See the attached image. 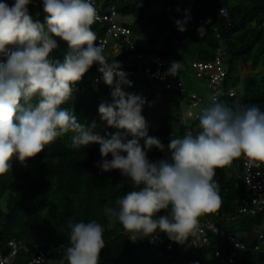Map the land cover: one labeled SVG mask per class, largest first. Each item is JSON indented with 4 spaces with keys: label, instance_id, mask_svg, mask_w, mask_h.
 Returning a JSON list of instances; mask_svg holds the SVG:
<instances>
[{
    "label": "clouds",
    "instance_id": "obj_1",
    "mask_svg": "<svg viewBox=\"0 0 264 264\" xmlns=\"http://www.w3.org/2000/svg\"><path fill=\"white\" fill-rule=\"evenodd\" d=\"M32 3L0 0V176L11 170L13 158L26 164L72 133L73 149L98 143L103 159L96 166L103 172L118 170L132 182L133 190L119 197L116 207L103 209L110 222L118 221L133 242L154 241L163 233L184 243L195 235L199 217L220 205L216 169L241 158L246 168L264 166V109L238 101L228 106L212 94L199 117V130L171 136L165 146L148 134L142 115L147 101L124 91V86H132L127 73L117 60L110 62L103 43L96 42L92 0H42L44 23L30 13ZM176 25L181 32L186 30L184 22L177 20ZM58 41L67 45L62 58L51 56ZM93 66L113 89L111 102L98 106L100 119L118 130L108 138L95 134L94 121L85 125L74 108L63 107ZM181 67V62L173 61L164 75L176 77ZM153 148L167 152L166 158L150 160L148 151ZM162 211L165 214L159 215ZM66 227L67 244L56 264H100L103 226L96 220L68 219ZM16 255L13 248L0 256V264H13ZM33 264L45 262L41 257Z\"/></svg>",
    "mask_w": 264,
    "mask_h": 264
},
{
    "label": "trees",
    "instance_id": "obj_2",
    "mask_svg": "<svg viewBox=\"0 0 264 264\" xmlns=\"http://www.w3.org/2000/svg\"><path fill=\"white\" fill-rule=\"evenodd\" d=\"M34 1L40 3L29 5V11L34 18L44 23L42 0ZM96 1L95 8L98 7L102 12H110V6L115 4L120 13L132 15L133 21L125 24L134 32L155 28L150 46L137 45L132 34L135 51H126L127 42L123 39L109 37L111 43L105 53L110 62L117 60L122 68L134 69L137 74L145 66L137 52L163 55L169 66L173 61L182 63L177 76L169 77L173 84L182 78L183 90L168 89L159 80L146 75L127 76L132 86H124V91L141 95L147 101L144 106L164 100L168 102L169 109H175L173 114L164 115L158 126L147 123L149 136L158 138L167 146L171 136L182 137L192 128L194 133L199 130V121L194 125L183 122L181 105L188 104L191 92H196L202 96L203 105L209 106L210 93L205 81L209 76L197 77L194 61L215 60L219 45L227 47L224 55L226 88L237 89L235 96L224 95L220 102L232 106L238 101L241 104L259 105L264 109V0ZM3 2L11 4L13 0ZM221 7L227 9L228 16L219 11ZM190 14L204 18L196 29L191 27ZM177 20L184 22L185 31L178 29ZM106 28V24L92 25L98 44L99 38L106 35ZM158 36L165 40L163 47H158ZM114 40L120 42L118 53L113 52ZM58 44L59 48L51 53L54 58H62L67 48L63 41H58ZM131 54L134 56L130 57ZM250 57L251 70L243 74V59ZM96 77L101 78L102 74L93 66L77 84L78 90L73 100L63 107L74 108L76 116L85 125L94 121L95 134L108 138L109 134L118 130L108 127L100 119L98 106L102 102H111L113 89L101 79L99 89L95 91L92 80ZM157 87L162 90L158 97L155 95ZM71 135L69 133L58 139L34 158H29L26 164L13 158L11 170L0 176V243L6 248L9 241L16 240L28 247L16 255L13 264L28 263L33 253L37 254L40 250L47 254L45 264L49 260L56 264L64 255L62 247L67 244L68 219L77 222L96 220L103 226L105 248L100 256V264H217L214 257L216 251L227 255L233 250L229 235L254 233L260 228L264 230V213L237 212L240 199L248 192L242 176L238 172L230 174L234 171L235 160L233 166L216 169L214 177L219 185L221 202L214 212L207 214L221 212L220 216L215 217L219 233L210 232L204 244L197 241V235H192L184 243L173 241L170 248L167 243L156 245L144 239L133 242L124 234L118 221L112 223L103 214L106 206L116 207V200L133 190L132 182L118 170L101 171L96 166L103 159L100 145L90 143L80 149H73ZM127 139L132 137L128 136ZM139 142L142 146L145 143L143 139ZM166 156L167 152L156 148L148 151V158L152 161ZM111 158L109 155L108 159ZM164 214L163 211L159 213ZM236 264H264V250L247 249Z\"/></svg>",
    "mask_w": 264,
    "mask_h": 264
},
{
    "label": "built area",
    "instance_id": "obj_3",
    "mask_svg": "<svg viewBox=\"0 0 264 264\" xmlns=\"http://www.w3.org/2000/svg\"><path fill=\"white\" fill-rule=\"evenodd\" d=\"M93 4L96 5V0H92ZM35 5H39V1L33 2ZM223 11L221 12V10ZM221 13L225 16H228V11L226 8L221 7L219 9ZM127 14L120 13L116 5L110 6V12H102L99 8H96V18L94 23L106 24V35L99 38V42L103 43L105 51L110 46V38L114 37L115 39H123L127 42L125 46L126 51H135L136 46L132 41V34L134 30L127 26L125 23L120 20L125 19ZM189 21L191 23V27L193 29L198 28L199 25L204 21L202 17H196L193 14L189 15ZM220 37V34L218 33ZM115 43V45H114ZM120 47V42L117 40L113 42V52L118 53ZM227 47L225 45H219L216 49V58L213 61L203 62L200 60L194 61V66L197 68V77L205 76L206 74L209 76L205 79L208 85V91L210 95L218 94V99L220 101L221 97L224 95L233 96L236 94V91L233 89H227L225 85V79L227 75V70L224 65L225 59V51ZM134 56L131 54L130 57ZM137 56L142 58L145 66L141 70L139 74L134 69H124L127 73V76H138V75H146L152 79L159 80L163 85L168 89H184V80L179 78L176 84H173L170 80L169 76H165L164 74L167 72V68L169 66L168 60L165 56L160 54H151L145 52H137ZM101 84V78L96 77L92 80V86L95 91H98L99 85ZM110 87V86H109ZM112 89V87H110ZM104 101L103 98H101ZM209 102L211 103L210 99ZM210 105V104H209ZM206 108L202 102V96L196 92H191V98L186 107V114L188 117L189 125H194L197 121H199V117L201 115L202 109ZM188 131H193L192 129H188ZM235 171L238 172L245 183L248 194L242 197L238 203L237 212L240 214H256L259 212L264 213V166L261 168H246L243 162V158L235 161ZM233 172V173H234ZM221 212H216L213 215L204 214L199 217L197 229L195 235L199 237V240L202 244L208 241V234L210 232L219 233L220 228L215 222V217L220 216ZM224 215V214H223ZM231 216H228L230 218ZM144 240L148 241L151 244L161 245L164 243L168 244V247L173 246V241H171L167 235L163 233H157L155 235L154 241L150 238H145ZM229 240L233 244V250L230 254L224 255L221 251H216L214 253L215 259H217V264H236L238 258L243 254V251L249 250H264V230L260 228L258 231L254 233H243L239 234H231L229 235ZM16 249L17 254L23 249H28L27 245L22 241L11 240L8 242L7 247H3L0 243V256H7L10 251ZM43 258L45 262L47 258V254L40 250L39 253H33L32 259L26 264H33V260L35 258Z\"/></svg>",
    "mask_w": 264,
    "mask_h": 264
},
{
    "label": "rangeland",
    "instance_id": "obj_4",
    "mask_svg": "<svg viewBox=\"0 0 264 264\" xmlns=\"http://www.w3.org/2000/svg\"><path fill=\"white\" fill-rule=\"evenodd\" d=\"M133 16L132 15H127L125 17V19H122L120 17V20L121 21H127V22H132L133 21ZM154 30L155 28L153 29H149L148 31H141V30H137L133 33V39L134 41L136 42L137 45L139 46H150V40L151 38L155 35L154 34ZM113 42V41H112ZM111 43V42H110ZM115 45V43H114ZM165 45V40L162 36H158V47H163ZM251 58L250 57L249 59H246L244 58L243 59V63L245 65H243L242 67V73L245 74L247 73V71H250L251 68H250V62H251ZM249 61V63H247ZM162 92V90L157 87L156 90H155V95L156 97H158L159 93ZM186 106L187 104L185 105L184 103L181 105V110L180 112L182 113V120L184 123L188 122V117H187V114H186ZM169 104L167 101H155L154 104L152 105H149V106H144L143 108V111H142V115L144 117L147 116V123L150 125V126H158L159 125V122L160 120L164 117V115L166 114H173L175 112V109L172 108V109H169ZM233 166V164H232ZM234 171H235V167L233 168ZM234 171H231L230 174H232ZM195 236V235H194ZM197 238V241H199V237L196 236Z\"/></svg>",
    "mask_w": 264,
    "mask_h": 264
}]
</instances>
